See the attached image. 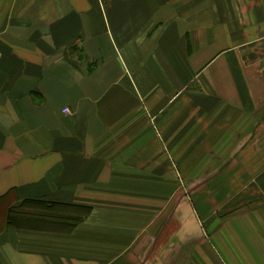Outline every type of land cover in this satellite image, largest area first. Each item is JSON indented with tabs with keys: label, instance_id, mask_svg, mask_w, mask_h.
Listing matches in <instances>:
<instances>
[{
	"label": "crops",
	"instance_id": "crops-1",
	"mask_svg": "<svg viewBox=\"0 0 264 264\" xmlns=\"http://www.w3.org/2000/svg\"><path fill=\"white\" fill-rule=\"evenodd\" d=\"M0 264H264V0H0Z\"/></svg>",
	"mask_w": 264,
	"mask_h": 264
},
{
	"label": "trees",
	"instance_id": "trees-1",
	"mask_svg": "<svg viewBox=\"0 0 264 264\" xmlns=\"http://www.w3.org/2000/svg\"><path fill=\"white\" fill-rule=\"evenodd\" d=\"M66 206L68 207L69 205H62V204H57V203H53V202H48L45 200H41V199H24L21 202H17L14 203L13 205H11L7 211H6V220L8 223L10 224H14L17 226H21V225H25L24 222L19 221V217L21 214H24V212H26V210L29 208H31L33 206V210L35 212V214L37 216H39V218H44V219H50L53 218L55 219V223L58 224H64L67 223V220H70V225L74 226L75 224L79 223L80 221H82L90 212V206L88 205H75L77 206V213L76 215H72L69 214V211L65 212L67 214H55L49 211H53L55 210L56 207L58 206ZM30 206V207H29ZM39 208H45L47 211L46 212H40L38 209ZM69 214V215H68ZM32 216H34V214H30ZM71 217V218H68Z\"/></svg>",
	"mask_w": 264,
	"mask_h": 264
},
{
	"label": "built area",
	"instance_id": "built-area-1",
	"mask_svg": "<svg viewBox=\"0 0 264 264\" xmlns=\"http://www.w3.org/2000/svg\"><path fill=\"white\" fill-rule=\"evenodd\" d=\"M64 111L69 112L70 110H69V108L66 107V108L64 109Z\"/></svg>",
	"mask_w": 264,
	"mask_h": 264
}]
</instances>
